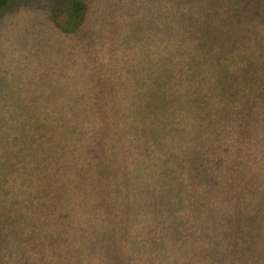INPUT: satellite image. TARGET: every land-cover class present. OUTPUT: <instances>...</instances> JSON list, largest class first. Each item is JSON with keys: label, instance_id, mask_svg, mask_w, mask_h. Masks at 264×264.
<instances>
[{"label": "trees", "instance_id": "trees-1", "mask_svg": "<svg viewBox=\"0 0 264 264\" xmlns=\"http://www.w3.org/2000/svg\"><path fill=\"white\" fill-rule=\"evenodd\" d=\"M197 1L209 14L218 0ZM242 1L223 6L234 22L264 24V0ZM87 12L64 0L54 22L73 33ZM48 139L34 158L49 171L34 159L0 183V264H264L261 93L169 86L145 117L69 118Z\"/></svg>", "mask_w": 264, "mask_h": 264}, {"label": "rangeland", "instance_id": "rangeland-1", "mask_svg": "<svg viewBox=\"0 0 264 264\" xmlns=\"http://www.w3.org/2000/svg\"><path fill=\"white\" fill-rule=\"evenodd\" d=\"M63 1L12 0L0 16V183L18 180L34 159L49 171L50 156L37 160L34 150L50 155L55 122L145 117L165 87L190 83L264 98V24L235 23L227 0L212 2L210 16L197 0L182 9V0H85L73 33L54 22ZM250 38L252 51L241 43ZM221 39L229 44L216 51L210 42Z\"/></svg>", "mask_w": 264, "mask_h": 264}]
</instances>
